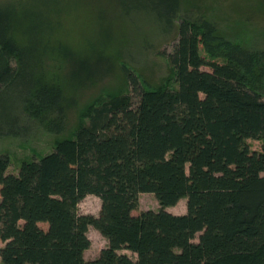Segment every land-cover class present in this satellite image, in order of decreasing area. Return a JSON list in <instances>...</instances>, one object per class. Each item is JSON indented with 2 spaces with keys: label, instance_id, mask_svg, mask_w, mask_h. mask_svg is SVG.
<instances>
[{
  "label": "trees",
  "instance_id": "16d2710c",
  "mask_svg": "<svg viewBox=\"0 0 264 264\" xmlns=\"http://www.w3.org/2000/svg\"><path fill=\"white\" fill-rule=\"evenodd\" d=\"M192 2L85 1L100 18L147 10L163 32L176 30L168 59L178 86H143L123 65L136 106L95 101L88 122L18 174L0 157L1 264H264V49L184 16ZM51 3L0 1V103L14 114L0 136L20 137L27 124L62 134L80 90L126 45L109 34L99 45L70 40L42 10ZM145 193L159 211H139ZM89 195L101 200L98 217L78 213ZM183 198L186 214L166 211ZM90 227L108 247L87 261Z\"/></svg>",
  "mask_w": 264,
  "mask_h": 264
},
{
  "label": "rangeland",
  "instance_id": "374dc122",
  "mask_svg": "<svg viewBox=\"0 0 264 264\" xmlns=\"http://www.w3.org/2000/svg\"><path fill=\"white\" fill-rule=\"evenodd\" d=\"M36 1L25 0L31 5ZM85 1L57 0V4L51 3L49 9L42 10L53 21L58 33L72 41L99 45L105 41V35L109 34L115 42L118 38L121 41L125 39L126 45L120 49L118 56L104 65V70L88 87L80 90L68 112L66 129L62 134H50L36 125L27 124L28 132H23L20 137L0 136V157L7 155L10 159L8 173L18 174L23 162L42 158L54 150L59 139L71 137L80 123L88 122L87 115L95 101L109 100L111 95H120L130 99L132 105L136 106L140 95L128 83L122 70L123 65L140 78L143 86L146 83L154 88L174 89L178 86L168 59V54L173 52L177 43L176 30L163 32L147 10H133L125 16L118 11L117 16L108 11L106 18H100L102 7L93 4L88 6ZM182 13L193 19L210 18L223 29L230 30L238 42L264 49V0H193L191 6L185 7ZM94 62L91 61V64ZM0 104V123H4L6 118L7 121H13L14 114L9 110L13 103ZM248 144L253 151L262 150V141L248 140ZM160 209L154 194L140 195L139 211L157 212ZM100 211L101 200L93 195L78 204V213L81 215L98 217ZM166 211L175 215L186 214L187 198L181 199L174 207L166 208ZM88 238L91 245L85 252V259L91 261L108 247V241L94 227L89 228ZM198 239L199 235L195 241ZM3 246L0 243V247ZM120 253L128 254L136 260V256L128 251Z\"/></svg>",
  "mask_w": 264,
  "mask_h": 264
}]
</instances>
